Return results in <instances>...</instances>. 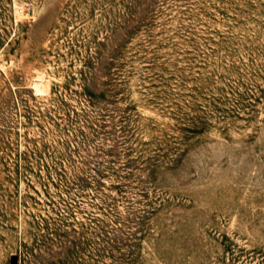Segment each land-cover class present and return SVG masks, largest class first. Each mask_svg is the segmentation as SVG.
I'll use <instances>...</instances> for the list:
<instances>
[{
  "label": "rangeland",
  "instance_id": "1",
  "mask_svg": "<svg viewBox=\"0 0 264 264\" xmlns=\"http://www.w3.org/2000/svg\"><path fill=\"white\" fill-rule=\"evenodd\" d=\"M0 264H264V0H0Z\"/></svg>",
  "mask_w": 264,
  "mask_h": 264
}]
</instances>
